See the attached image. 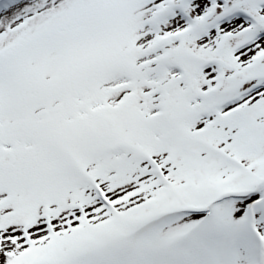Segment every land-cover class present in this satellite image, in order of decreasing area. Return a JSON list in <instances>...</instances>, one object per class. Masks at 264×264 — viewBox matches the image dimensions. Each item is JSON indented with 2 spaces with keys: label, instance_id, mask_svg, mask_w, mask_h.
I'll return each mask as SVG.
<instances>
[{
  "label": "snow or ice",
  "instance_id": "1",
  "mask_svg": "<svg viewBox=\"0 0 264 264\" xmlns=\"http://www.w3.org/2000/svg\"><path fill=\"white\" fill-rule=\"evenodd\" d=\"M0 264H264V0H0Z\"/></svg>",
  "mask_w": 264,
  "mask_h": 264
}]
</instances>
